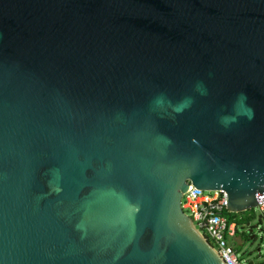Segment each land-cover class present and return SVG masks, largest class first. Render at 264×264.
<instances>
[{
  "label": "water",
  "instance_id": "water-1",
  "mask_svg": "<svg viewBox=\"0 0 264 264\" xmlns=\"http://www.w3.org/2000/svg\"><path fill=\"white\" fill-rule=\"evenodd\" d=\"M189 181L264 196V0H0V264H225Z\"/></svg>",
  "mask_w": 264,
  "mask_h": 264
},
{
  "label": "built area",
  "instance_id": "built-area-1",
  "mask_svg": "<svg viewBox=\"0 0 264 264\" xmlns=\"http://www.w3.org/2000/svg\"><path fill=\"white\" fill-rule=\"evenodd\" d=\"M189 189L183 194L182 207L188 211L199 232L218 252L225 264H264L241 260L227 235L236 234V223L230 222L228 192L224 189L203 190L189 181ZM257 208L264 214V196L257 200Z\"/></svg>",
  "mask_w": 264,
  "mask_h": 264
},
{
  "label": "rangeland",
  "instance_id": "rangeland-1",
  "mask_svg": "<svg viewBox=\"0 0 264 264\" xmlns=\"http://www.w3.org/2000/svg\"><path fill=\"white\" fill-rule=\"evenodd\" d=\"M185 212L190 215L187 210ZM261 215V211L255 207L236 212L233 216L237 224L236 234H228L227 238L243 261H264V221L260 220Z\"/></svg>",
  "mask_w": 264,
  "mask_h": 264
},
{
  "label": "clouds",
  "instance_id": "clouds-1",
  "mask_svg": "<svg viewBox=\"0 0 264 264\" xmlns=\"http://www.w3.org/2000/svg\"><path fill=\"white\" fill-rule=\"evenodd\" d=\"M197 90L198 91H202V86L201 85H197ZM246 101H247V97L243 93H241L237 97V100H236V108H237L236 116L245 115L249 119H251L252 118V114H253L252 113V109L251 108H248L246 106ZM157 103H162V100H158ZM240 109H243V110L241 111ZM236 116L224 117L223 118V122L225 124L235 122Z\"/></svg>",
  "mask_w": 264,
  "mask_h": 264
},
{
  "label": "trees",
  "instance_id": "trees-1",
  "mask_svg": "<svg viewBox=\"0 0 264 264\" xmlns=\"http://www.w3.org/2000/svg\"><path fill=\"white\" fill-rule=\"evenodd\" d=\"M225 214L227 215L230 222H235V220H233L234 219L233 216H235V214H236L235 212H231L228 209H226ZM249 219H250V217H249ZM239 220H241V219H239ZM260 220L264 221V215H263V218H261Z\"/></svg>",
  "mask_w": 264,
  "mask_h": 264
},
{
  "label": "crops",
  "instance_id": "crops-1",
  "mask_svg": "<svg viewBox=\"0 0 264 264\" xmlns=\"http://www.w3.org/2000/svg\"><path fill=\"white\" fill-rule=\"evenodd\" d=\"M262 215H264V214H262ZM261 218H263V216H262ZM235 223H236V222H235ZM236 227H237V224H236Z\"/></svg>",
  "mask_w": 264,
  "mask_h": 264
}]
</instances>
